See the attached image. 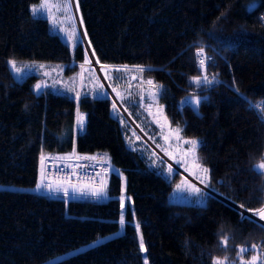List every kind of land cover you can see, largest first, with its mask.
Here are the masks:
<instances>
[{
	"label": "trees",
	"instance_id": "obj_1",
	"mask_svg": "<svg viewBox=\"0 0 264 264\" xmlns=\"http://www.w3.org/2000/svg\"><path fill=\"white\" fill-rule=\"evenodd\" d=\"M38 1L0 0V264H40L84 245L89 246L51 264H144L142 257L147 264L216 259L249 264L256 255V264H264L260 222L242 219L214 195L206 207L167 201L171 185L129 150L110 97L86 101L81 94L78 104L69 95L38 97L39 76L15 79L10 60L59 62L64 75L80 73L85 60L79 46L72 52L46 19L32 16ZM77 5L99 65L144 68L124 74L138 72L144 82L163 85L160 102L170 122L202 142L199 153L211 169L215 193L244 210L264 207V169L253 168L264 164V0H77ZM200 48L206 74L220 81L204 89L189 84L201 75L193 64ZM191 93L208 97L199 115L177 109ZM79 111L87 113L84 135L76 131ZM74 149L109 158L126 178L134 216L125 209L123 231L115 199L65 202L34 191L41 154L63 156ZM106 179L108 195L118 197L122 180ZM133 219L140 223L146 253L138 250V233L127 226ZM97 240L102 243L90 247ZM242 247L250 250L241 256Z\"/></svg>",
	"mask_w": 264,
	"mask_h": 264
},
{
	"label": "snow or ice",
	"instance_id": "obj_2",
	"mask_svg": "<svg viewBox=\"0 0 264 264\" xmlns=\"http://www.w3.org/2000/svg\"><path fill=\"white\" fill-rule=\"evenodd\" d=\"M50 13V9L46 5H42L41 8L32 9V15L34 17L37 16H47ZM76 18V17H74ZM80 19L81 24L83 23L82 17H78ZM53 22L55 23L56 18L52 17ZM67 41H71L72 49L76 47H80L85 55V60L83 64H80L79 67L83 70L85 65H91L92 60L87 58V54L89 51L92 53V57H95V49L91 47V40L86 39L87 37V30L81 29L79 32L73 29L71 32L62 33ZM87 45V47H85ZM204 49L200 48L199 52L194 56L193 64L196 67L198 72H201L200 76L193 77L189 80V84L193 88L197 89H204L209 86H214L215 84H219L220 81L217 79L216 76H209L206 74V59L203 57ZM97 63H99L98 57H95ZM10 66V70L12 74L19 80H23L25 77L36 75H42L45 78L51 77L50 71H43L41 72H33L32 69H44L45 66L43 64L36 65H24L22 67H18L16 62L10 61L8 62ZM69 70L73 67L69 65ZM101 70L105 74V79L111 80L112 77L109 76V69L110 66L108 65H100ZM115 72H129V71H139L144 72V68H138L135 70H130L127 66L123 68H116L111 69ZM55 71V70H52ZM62 71V69H61ZM151 71V69H149ZM82 75V73H81ZM58 78L53 79L52 83L49 84L47 79L41 81V83H37L34 87V94L36 96H47V95H63L68 96L69 93H74L70 97V99L74 100L79 103L81 93L76 91L74 88L68 87L67 84L62 85L60 83L59 74H57ZM116 79H125L129 82V87H131V82L137 80V76H124V77H116ZM144 81L140 82L139 92L137 93L138 99L136 101V106L143 108L144 111L148 115L152 117L153 123L158 128V133L160 139L163 141V144H156V140L154 137L149 136L147 132L144 131L143 128H140V131L143 133L144 136H147L149 140L152 141L153 144H156V147L160 149L161 152L164 153L165 156L176 160L177 163H180V159H177L176 152L170 150L173 148L172 141L175 140L177 142H182L183 144H188L190 147L182 152L181 159L186 158L187 156L191 155L193 158L195 157V152L199 143L197 140H186L181 137V129L179 127L173 129L171 128L170 122L167 120L166 115H164V106L159 105L158 98L160 95L165 93V90L162 87H158L155 85L154 81L147 80L146 83L151 86L146 91V98L147 102H145V90L143 89ZM231 87V85H230ZM237 91V89H233ZM113 92H116L117 97H119L120 101L123 102L125 97L122 96L115 88H112ZM131 95V94H130ZM240 97L247 101V97H244L242 94H239ZM93 98L96 100H107L109 99V93L104 89L103 84H98L93 92L91 89L85 92L84 99L87 101L89 98ZM208 97H204V100H207ZM251 107L259 108L260 105L253 104L251 101H247ZM201 103V99L199 97H194L189 95L185 97V99L181 102H178L177 109L181 110L185 107L192 109L197 115H199L198 105ZM27 108V105H25ZM112 114L113 117L117 120L118 123L123 124L124 119L121 114L120 108L117 107V102L115 100L112 101ZM155 109V110H154ZM126 111V109H125ZM86 117L84 114H80L78 112L76 116V125L80 133L83 132L85 126ZM139 127V126H137ZM125 132L131 131V137L126 136V141L129 145L130 151H137L139 152L140 149L135 147L134 141L132 137L135 138V141H140L142 137L136 134L135 128H130L129 126H125ZM156 153L153 152L152 156H155ZM40 168H39V179L38 183L35 186L34 191L39 194L41 192H47L50 195H57L62 197L65 202H70L76 199H85V198H94V199H115L120 208L119 219L116 221L119 224L121 231H123L126 221H125V209H129L133 212L134 216V208H132V204L134 203L131 201V198L126 195L127 193V186H126V178L123 177V174L120 172L119 169L113 167L111 165L110 159L106 157H101L99 155H79L75 152V149L72 153L65 154L63 156H46L41 154L40 158ZM163 164V161H161ZM150 169L154 168V174L161 178H166L169 183H173L172 175H173V168L171 164H169L165 170L164 167L155 166L154 162L149 163ZM196 167L200 168L199 165ZM254 170L260 172L261 169H264V164L260 165H253ZM178 172V170H177ZM200 172L207 173L208 170L204 168H200ZM264 174V173H261ZM110 175H115L118 179L122 180L121 186V194L118 197H110L108 195V186H107V177ZM55 177V179H53ZM103 177V178H102ZM206 179V177H205ZM205 179H201V183H205ZM185 187H181V185H177L178 191H185L191 192V194L196 198L194 203L198 204L201 207H206L207 201L209 199H213L211 192H201L199 188H196L194 185H188L187 181H184ZM212 192L215 189L211 190ZM243 208V205L238 206L237 211L238 214L241 216L242 219H248L253 222H257L255 217H259L260 220H264V207H261L257 210L245 209L244 211L252 212L251 216H245L244 211H240ZM127 226L132 227L133 230L138 233V250L141 253H146L147 248L145 246L144 238L142 232H140V223L138 221H128ZM264 227V226H262ZM117 233L116 235H119ZM102 243V241L97 240L95 244L90 245V247H95L97 244ZM227 241L222 242L226 244ZM250 249L248 248H240L238 250L239 255H243L245 252H248ZM144 260V264H147V258L142 257ZM255 257H253V261ZM214 264H224L223 260L216 259Z\"/></svg>",
	"mask_w": 264,
	"mask_h": 264
},
{
	"label": "rangeland",
	"instance_id": "obj_3",
	"mask_svg": "<svg viewBox=\"0 0 264 264\" xmlns=\"http://www.w3.org/2000/svg\"><path fill=\"white\" fill-rule=\"evenodd\" d=\"M42 5H46L50 9V13L47 16H37V18L40 17L46 19L49 23L50 31L52 33L57 34L62 39V41L68 45L70 50L74 52L75 49H72L71 41H67L62 33L71 32L73 29L79 32L81 29H83L80 19H78L79 11H78L77 0H39L37 3H34L31 6V14L33 8L39 9L41 8ZM52 17L56 18L55 23L53 22ZM14 61L16 62L18 67H22L24 65H31V64H36V65L43 64L45 66L44 69H32V71L41 72V73L43 71H50L52 74L50 78H45L42 75H40L39 76L40 80L47 79L48 81H52L53 79H57L58 78L57 74H59L61 86L67 84L68 87L74 88L76 91L80 92L83 95L85 94V92L89 91V89H91L94 92L98 84H103L104 89L109 93V97L111 98V100L112 101L115 100L117 102V107L120 108L121 110L124 123L123 124L120 123V125L123 130V135L127 147L129 148L128 142L126 141V136L131 137V131L125 132L124 131L125 126H129L130 128H135L136 134L142 137L140 141H135L134 137H132V140L134 141L135 147L140 149L139 152L137 151L135 152H137L140 155V157L145 161L149 169H150L149 167L150 162H154L155 166L164 167L165 170L167 166L171 164L173 168L172 180L174 182L169 183V181L166 178H164L171 185V189L167 195V201L169 203L187 205V206H199L198 204L194 203L197 197L193 196L191 192L177 190L176 187L177 185H181L182 188L186 186L184 184V181H187L188 185H194L196 188H199L201 192L204 193L211 192L212 196L214 195L215 191L214 192L211 191L212 189H215V184L213 182L211 169L200 156L199 153L200 143L197 146L194 158L193 156L189 155L186 158L181 159L182 152L186 151L190 147V145L183 144L182 142H177L173 140L172 141L173 148L170 150L176 152L177 159H180V163H177L176 160L165 156L164 153L161 152L160 149L156 147V144H163V141L159 137L158 128L153 123L152 117L148 115L146 111L143 110V108L136 106V101L138 99L137 93L139 92L138 86H140V82L143 81L141 74H139L138 72H134L132 74L137 76V80L132 81L131 82L132 86L129 87V82L127 80L116 79V77H124L125 74L112 71L111 70L113 69L112 67H110L108 73L109 76L112 77V79L107 80L105 79V74L101 70V67H99V69H96L92 64L86 65L83 70L81 69L80 73L64 75L61 71V69L63 70L64 66L59 62L34 61V60H18V61L14 60ZM95 64L97 63L95 62ZM132 75L129 74L128 76L130 77ZM15 79L17 81H22L17 79L16 77ZM147 80L149 79H146L142 85L143 89L145 90V102H147L146 91L151 87L146 83ZM154 83L158 87H163V85L159 82L154 81ZM112 88H115L117 92H119L122 96L125 97L123 102H121L119 97H117L116 92L112 91ZM68 95L71 97L72 95H74V93H69ZM189 95H192L194 97H199L201 99V102L204 101V97H207L206 94H199V93H191L188 94L187 96ZM185 97L181 101H183ZM158 103L159 105H163L160 102V96L158 98ZM200 104L198 105L199 112H200L199 109ZM111 113H112V109H111ZM164 115H166L165 109H164ZM167 120L170 122L168 117ZM170 124H171V128L175 129L179 127L182 130L181 137L183 139L186 140L195 139L198 142H200L198 138L185 136L183 134V127L181 125L172 124L171 122ZM140 128H143L144 131L147 132L149 136L154 137L156 140V144H153L152 141L149 140L147 136H144L143 133L140 131ZM153 152L156 153L155 156H152ZM161 161H163V164H161ZM196 165H199L200 168L207 169L208 172L207 173L200 172V168L196 167ZM151 170L154 171L155 169L152 168ZM201 179H205V183H201ZM119 232H121V229ZM88 246L89 245H84L79 249H75L70 252L58 255L40 264H51L55 261L62 260L66 256L72 255L78 251L86 249ZM253 257H255L254 261H253ZM253 257L248 262L249 264H256L258 256L256 255Z\"/></svg>",
	"mask_w": 264,
	"mask_h": 264
},
{
	"label": "water",
	"instance_id": "obj_4",
	"mask_svg": "<svg viewBox=\"0 0 264 264\" xmlns=\"http://www.w3.org/2000/svg\"><path fill=\"white\" fill-rule=\"evenodd\" d=\"M85 47H87V45H85ZM88 55H89V58L92 60V63H91V64H92L96 69H99L100 65H98V63L96 62L95 58L92 57V53H91V51L88 52ZM95 62H96L97 64H95ZM214 195H215V197L219 198V199L222 200L223 202H226L227 204H229V205L235 207L236 209L238 208V205H236V204H234L233 202L229 201V200L226 199L225 197H222V196H220V195H218V194H216V193H214ZM240 211H244V209H240ZM244 215H246V216H251L252 213H251V212H248V211H244ZM255 220L258 221V222H260L261 224L264 225V221H263V220H260L259 217H255Z\"/></svg>",
	"mask_w": 264,
	"mask_h": 264
},
{
	"label": "built area",
	"instance_id": "obj_5",
	"mask_svg": "<svg viewBox=\"0 0 264 264\" xmlns=\"http://www.w3.org/2000/svg\"><path fill=\"white\" fill-rule=\"evenodd\" d=\"M203 57L205 58V56L203 55ZM206 59V58H205ZM209 76V75H208ZM212 76H209V78H211ZM79 113L80 114H84L85 115V117H86V120H85V126H84V130H83V132L82 133H80L79 132V130H78V128H77V125H76V131H77V134L78 135H84L85 134V131H86V127H87V113L85 112V111H79ZM97 155H99V156H101V157H103L102 155H100V154H97ZM46 156H58V155H56V154H47ZM103 178V177H102ZM38 179H39V175H38ZM53 179H55V177H53ZM37 183H38V180H37Z\"/></svg>",
	"mask_w": 264,
	"mask_h": 264
},
{
	"label": "bare ground",
	"instance_id": "obj_6",
	"mask_svg": "<svg viewBox=\"0 0 264 264\" xmlns=\"http://www.w3.org/2000/svg\"><path fill=\"white\" fill-rule=\"evenodd\" d=\"M249 212V211H248Z\"/></svg>",
	"mask_w": 264,
	"mask_h": 264
}]
</instances>
